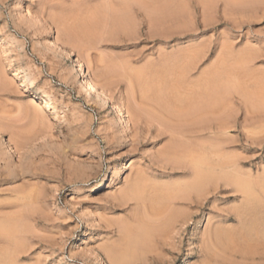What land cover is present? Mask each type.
Returning a JSON list of instances; mask_svg holds the SVG:
<instances>
[{"label": "rangeland", "instance_id": "1", "mask_svg": "<svg viewBox=\"0 0 264 264\" xmlns=\"http://www.w3.org/2000/svg\"><path fill=\"white\" fill-rule=\"evenodd\" d=\"M118 3L0 0V264H264V0Z\"/></svg>", "mask_w": 264, "mask_h": 264}, {"label": "bare ground", "instance_id": "2", "mask_svg": "<svg viewBox=\"0 0 264 264\" xmlns=\"http://www.w3.org/2000/svg\"><path fill=\"white\" fill-rule=\"evenodd\" d=\"M114 1V0H113ZM117 1V0H116ZM120 1H122V3H118L117 5H118V7L119 8H121V7H124V8H130V7H134V6H136V7H138L140 10H146V11H152V12H154V14L156 13V14H160V11H159V8H160V5L162 4V2H164V0H120ZM202 1V0H201ZM205 1H208V0H205ZM228 1V0H227ZM205 3V2H204ZM118 10V9H117ZM124 10V9H123ZM127 10V9H126ZM169 14H171V13H169ZM103 15V14H102ZM94 15H92V17H93ZM112 16V15H111ZM151 16H152V14H151ZM89 17H90V15H89ZM92 17H91V19H92ZM96 17V16H95ZM118 18H120L119 16H117ZM159 18V17H158ZM86 19V18H85ZM85 19H83L84 21H85ZM88 19V18H87ZM90 19V20H91ZM94 19V18H93ZM80 20V19H79ZM83 20H81V22H80V24L79 25H81V23L82 22H84ZM90 22V21H89ZM115 22H116V20H115ZM75 23V22H74ZM102 22H100V24H101ZM86 24V23H85ZM90 24V23H89ZM95 24V23H94ZM116 24H118V23H116ZM82 25H84V24H82ZM92 25V24H91ZM90 25V26H91ZM87 26V25H86ZM89 26V25H88ZM77 27V26H76ZM95 27V26H94ZM85 28V27H84ZM83 28V29H84ZM88 28V27H87ZM95 29H96V27H95ZM87 30V29H86ZM89 30V29H88ZM56 38V37H55ZM55 43H56V45H58V47L60 48V49H62V50H66V48H65V45L63 44V43H60L59 42V40H57V39H55ZM67 47V46H66ZM68 49V48H67ZM66 52V51H65ZM66 54V53H65ZM69 56L71 57V58H73L72 57V53H70L69 54ZM70 58V59H71ZM77 58H75V60H74V62L76 63V67H78L79 69H81V71H82V76H83V78H84V80H83V84L85 83V86H84V88H85V90L86 91H88V92H92V91H96L97 90V87H98V84L94 81V80H90L88 77H87V75H86V72L84 71V69H85V66H84V64L81 62V61H79V60H76ZM72 60V59H71ZM185 66V65H184ZM183 66V67H184ZM189 65H187V67H188ZM182 67V66H181ZM186 68V67H185ZM185 68H180V69H182L184 72H182L181 71V73H185V71L186 70H184ZM189 70V69H188ZM180 71V70H179ZM209 78V80L210 79H212L213 78V76H212V78L211 77H208ZM207 78V79H208ZM206 79V80H207ZM214 79L215 80H213V82L210 80V81H207L209 84H216V83H218V81H216V78H215V76H214ZM178 80V79H177ZM214 81H216V82H214ZM180 82H181V80H180ZM176 83V82H175ZM176 84H178V83H176ZM180 84V83H179ZM205 84H207L206 83V81H205ZM208 84V85H209ZM213 84V85H214ZM165 87V86H164ZM168 88V87H167ZM213 88H215V87H213ZM221 88H223V87H221ZM220 88V86L219 87H217V89L215 88V90H212L211 92H207L206 93V95L204 96V98H201L202 99V101H200L201 102V105H199L200 106V110H203V109H205V110H212L214 113H215V109L216 108H218L219 107V104L222 102L221 101V97H222V93L224 92V89L222 90ZM102 90V89H101ZM166 91H169V90H167V89H165ZM164 90V91H165ZM222 90V91H221ZM222 93H221V92ZM104 92V91H103ZM157 92V91H156ZM155 92V93H156ZM162 92V91H161ZM98 93V92H97ZM149 93V92H148ZM159 93H160V91H159ZM165 93V92H164ZM168 93V92H167ZM169 93H170V91H169ZM174 93V92H173ZM178 93V92H177ZM209 93V94H208ZM103 94V93H102ZM154 94V93H153ZM157 94V93H156ZM156 94H154V96L156 95ZM162 94V93H161ZM178 94H180V93H178ZM198 95H200V97H201V95L202 94H198ZM198 95H196V96H198ZM221 95V96H220ZM223 95H224V93H223ZM100 96V95H99ZM147 95H144V97H146ZM151 96V95H150ZM161 96V95H160ZM164 96V95H163ZM181 95H179V97H180ZM196 96H191L192 98H195ZM203 96V95H202ZM157 97V96H156ZM174 97V96H173ZM102 98V97H101ZM150 98V97H149ZM148 98V99H149ZM164 98V97H163ZM178 97L176 96V99H175V97H174V99L176 100V101H180V99H181V97L180 98H178ZM104 99V98H103ZM153 99V98H152ZM158 99V98H157ZM156 99V100H157ZM182 99H183V97H182ZM181 99V103H183V104H185L184 103V101H186L187 100V102H186V104L187 103H189L190 102V100H191V102L189 103V105H192V103H194L195 101L194 100H197L198 101V99L197 98H195L193 101H192V99H189V98H186V100H185V98H184V101ZM105 100H107V99H105ZM104 100V101H105ZM150 100V99H149ZM154 100V99H153ZM155 100V101H156ZM189 100V101H188ZM158 101H160V99L158 100ZM183 101V102H182ZM106 102V101H105ZM155 103V102H154ZM161 103V102H160ZM180 103V102H179ZM200 104V103H199ZM188 105V104H187ZM186 105V107H189V105L187 106ZM191 108H192V106H191ZM119 112H120V118L121 119H124V114L122 113V110H119ZM209 112H211V111H209ZM212 112V113H213ZM125 113V112H124ZM135 113H136V115H138V116H140L141 114H142V111H139V110H137V109H135ZM135 113H134V115H135ZM219 114V113H218ZM142 116V115H141ZM137 117V116H136ZM137 118H139V117H137ZM125 120V119H124ZM138 120V119H137ZM216 152V151H215ZM214 152V153H215ZM215 155V154H214ZM221 155V154H220ZM209 157V156H208ZM215 157V156H214ZM205 158V157H204ZM193 159H194V157H193ZM222 159H224V158H221V157H219V159L217 160V161H214L213 160V162H209L210 160H209V158H208V160L206 159H203V160H200V162H199V164H197V170H198V175H196L197 176V178L195 179V181L192 183V185H190V186H188L186 189V193H185V197H190L191 198V196H192V194H197V195H199V194H201V193H204V191L209 187V186H211V185H214V184H219V182L220 181H222V180H224V181H226V182H232L231 181V179H229L228 177L229 176H226V173H224V169H223V167H225V169L227 168L226 166L228 165L227 163L228 162H223V160ZM227 164V165H226ZM128 164H126V165H124V166H122V167H120V168H117L115 171V174L113 175V185H117L118 184V181H117V177L122 173V170H128L129 169V167L130 166H127ZM214 165V166H213ZM196 170V171H197ZM105 176H106V173H105ZM226 178H228V179H226ZM231 178V177H230ZM230 180V181H229ZM105 178H103L99 183H97V184H95L96 186H91V190L90 191H95V190H98V189H100L102 186L103 187H105L106 185H105ZM174 191V190H173ZM172 190H170L169 188H166V189H163V191H161L162 192V194L160 193V195L158 196V200H156L157 201V204L156 205H158V206H156V207H158V208H160V209H163L164 207H167L168 205H170V203L172 202V201H174L177 197H178V195L176 194V192L174 191L173 192ZM201 196V195H200ZM118 197L116 196V197H114V200H116ZM125 198V197H124ZM166 204H167V206H166ZM159 210V209H158ZM157 211V210H156ZM126 238V237H125ZM9 259H11V258H9Z\"/></svg>", "mask_w": 264, "mask_h": 264}]
</instances>
